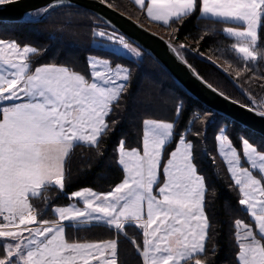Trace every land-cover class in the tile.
Listing matches in <instances>:
<instances>
[{"label": "snow or ice", "instance_id": "1", "mask_svg": "<svg viewBox=\"0 0 264 264\" xmlns=\"http://www.w3.org/2000/svg\"><path fill=\"white\" fill-rule=\"evenodd\" d=\"M21 2L0 0V8ZM132 2L145 8L146 0ZM83 7L79 0H47L26 10L21 20L35 24L62 11L66 25H71L88 15ZM146 15L167 27L183 26L194 15L197 20L238 24L240 27L222 29V34L235 40L229 51L244 65V72L237 76L251 72L249 64L264 62V0H148ZM104 23L111 27L108 21ZM92 36L95 48L113 56L142 63L148 55L159 62L138 41L115 28L93 30ZM169 48L204 87L264 119V110L257 111L264 109V102L257 104L248 93L245 95L251 106L231 100L208 84L181 55V50L193 49L184 44H169ZM194 54L200 55L198 51ZM42 56L35 46L0 39V264H118L117 240L81 242L66 238V227L96 225L125 236L126 228L137 229L143 247L134 240L132 243L143 264H211L217 253L214 244L207 247L212 240V224L206 207L212 193L194 156V141L207 137L206 128L192 132L197 114L193 113L187 126L181 128L185 105L178 98L172 121L143 120L140 148H127L123 138L116 145V163L124 173L120 183L107 192L84 188L68 194L65 188L70 168L66 165L74 148L86 145L96 149L98 156L103 155L99 146L115 131L117 121L110 123L109 119L128 90L132 70L89 56L86 77L68 66L36 64ZM249 80L256 81L257 77L252 75ZM258 86L264 88V78ZM217 116L219 113L208 117L207 124H214ZM234 125L231 117H222L214 139L241 195L238 204L255 225L254 230L243 220L234 221L236 264H264V145H254L240 135L239 151L228 134ZM174 142V149L169 151ZM204 152L207 154L206 148ZM51 188L66 195L70 204L51 208L55 220L39 219L48 209L38 212L32 199L47 204L45 193Z\"/></svg>", "mask_w": 264, "mask_h": 264}, {"label": "trees", "instance_id": "2", "mask_svg": "<svg viewBox=\"0 0 264 264\" xmlns=\"http://www.w3.org/2000/svg\"><path fill=\"white\" fill-rule=\"evenodd\" d=\"M106 1L134 18H137L136 16L141 12L130 0ZM82 10L86 11L88 15L76 19L71 25H66V17L62 11L53 13L51 19L35 24L0 22V39L16 41L21 45H32L43 52V56L36 61V64L55 63L68 66L88 77L87 58L95 55L108 59L113 64L119 63L122 66L130 67L132 70L128 90L122 96L119 105L114 106L115 114L109 119L110 123L117 121L114 125L115 131L110 133L99 146L103 155L98 156L96 149L86 145L76 146L70 164L66 165L67 168H70V172L68 173L65 192L70 194L85 187L98 192H107L120 183L124 178V173L116 163L117 156L114 152L116 145L123 138L127 148H140L143 120L152 118L172 121L179 98L183 100L185 105L184 115L180 118V127L185 128L188 119L192 118V114L195 113L198 118L191 126L192 132H203L206 128V140L194 141V156L198 170L205 176L207 186L212 193L207 197L208 205L206 207L212 224L210 233L212 240L207 247L211 248L214 244L217 253L212 258L211 264H236L235 257L238 248L234 238V221L236 219L243 220L252 225L253 228L255 225L238 204L241 195L238 188L234 186V181L226 164L218 154L214 137L217 133V126L221 124V118L224 116L219 113L214 124H207L208 117L218 112L189 96L182 86L159 63L152 59V56L145 55L142 63H132L95 48L92 31L98 27L112 30V27H106L105 23L92 12L86 9ZM196 15L199 13L197 12ZM196 15L186 21L183 26L173 24L171 27H167L163 24L153 23L156 27H148L163 36L165 35L160 31L161 29L172 28L173 39H169V41L173 46H177L181 41L191 43L189 48L194 51L181 50L183 52L181 55L201 77L227 96L248 106L251 105L245 93L255 98L257 104L264 102V88L258 86L260 79L264 78V62H258L256 66L249 64L248 67L252 71L238 77L237 73L244 72V65L235 58L234 53L229 51L235 40L222 34V29L240 25L216 23L210 19L197 20ZM261 36L264 40V30H262ZM197 51L199 56L194 54ZM201 57H207V59ZM36 64H33V68ZM221 69L226 70L234 79H230L229 75ZM252 75L257 77L256 81L249 80ZM241 89L244 91L242 92ZM257 109L264 110L262 108ZM228 134L241 152L242 148L237 139V136L240 135L248 138L254 145H264V136L237 122L229 128ZM188 138L191 139L192 137L189 136ZM174 147L175 142L169 147V151L173 150ZM205 148L207 154L204 152ZM45 194L49 197L47 204L35 198L32 199V203L38 212L41 209H48L46 214L38 217L39 219L55 220L57 217L53 215L51 208L56 205H67L70 201L66 195L61 194L55 188L47 189ZM125 232L127 233L126 236L106 226L99 225L82 226L79 229L66 227V238L70 241L81 242L115 239L118 242V264H143L142 257L137 253L136 247L132 243L134 240L137 245L142 247V234L137 229L130 227L126 228ZM198 258L203 259L204 257Z\"/></svg>", "mask_w": 264, "mask_h": 264}, {"label": "water", "instance_id": "3", "mask_svg": "<svg viewBox=\"0 0 264 264\" xmlns=\"http://www.w3.org/2000/svg\"><path fill=\"white\" fill-rule=\"evenodd\" d=\"M46 2L47 0H22L21 4L4 6L0 8V22H23L21 17L26 10L40 6ZM79 3L84 6L83 9L92 12L103 22L108 21L112 28L118 30V33H122L127 38L138 41L139 45H143L145 49L157 58L158 63L182 86L189 96L215 112L223 116L227 115L245 128L264 136V119L259 118L252 112L245 111L244 108L238 107L237 104L230 103L229 100L221 98L215 92L204 87L198 80L194 79L188 69L177 61L169 48L171 42L166 37L116 8L106 0H103V3H98L96 0H79ZM105 5H111V7ZM207 83L210 84L209 82ZM212 87L215 88L213 85ZM229 98L235 100L231 97ZM257 111L260 110L257 109Z\"/></svg>", "mask_w": 264, "mask_h": 264}, {"label": "rangeland", "instance_id": "4", "mask_svg": "<svg viewBox=\"0 0 264 264\" xmlns=\"http://www.w3.org/2000/svg\"><path fill=\"white\" fill-rule=\"evenodd\" d=\"M137 20H139L140 22H142L144 25H146L147 27L150 26V27H156L152 22H150L148 19H146L143 14L141 12L138 13V15L136 16ZM152 29V28H151ZM95 30L99 31V30H103V31H111V29H107V28H104V27H98L96 28ZM153 30V29H152ZM155 31V30H154ZM165 36L166 38L169 40V39H173V36H172V32H173V29L172 28H165V29H161L160 30ZM159 33V32H158ZM162 35V34H161ZM164 36V37H165ZM180 44H184L186 45L188 48L191 46V43H188L186 41H181L178 45ZM135 46V45H134ZM181 53H183L181 51ZM95 58H98V57H95ZM100 59V58H99Z\"/></svg>", "mask_w": 264, "mask_h": 264}, {"label": "crops", "instance_id": "5", "mask_svg": "<svg viewBox=\"0 0 264 264\" xmlns=\"http://www.w3.org/2000/svg\"><path fill=\"white\" fill-rule=\"evenodd\" d=\"M130 1H132V0H130ZM134 4V3H133ZM147 4H148V0H146V5H145V8L142 10L139 6H137V5H135L140 11H141V13L144 15V17L146 18V19H148L150 22H152V23H156V24H162V23H160V22H154L152 19H150V18H148V16L146 15V8H147ZM228 27H240V26H228ZM227 28V27H226ZM92 57H97V56H95V55H91ZM100 57H98V59H99ZM100 59H103V58H100ZM149 119H152V118H149ZM156 120H158V119H156ZM218 150V149H217ZM243 166H248L247 164L245 165H243ZM163 179H164V177H163V175H161V181H163ZM85 188H89V187H85ZM82 189H84V188H80V189H77V190H82ZM92 189V188H91ZM94 190V189H93ZM76 191V190H75ZM96 191V190H95ZM154 191H155V189H154ZM98 192V191H97ZM72 202H76V203H78V206H81L82 207V204H79V202H77V201H72ZM70 204V203H69ZM69 204H67V205H56V206H54V207H57V206H68ZM53 207V208H54ZM57 219V218H56ZM252 226V225H251ZM253 227V226H252ZM254 230H255V227L253 228ZM2 244H3V241H0V251H2ZM142 247H143V245H142ZM141 247V248H142Z\"/></svg>", "mask_w": 264, "mask_h": 264}]
</instances>
